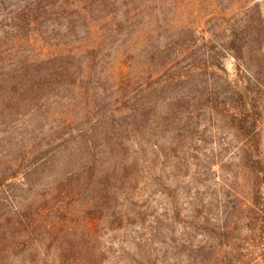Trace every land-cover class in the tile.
Instances as JSON below:
<instances>
[{
  "label": "rangeland",
  "instance_id": "rangeland-1",
  "mask_svg": "<svg viewBox=\"0 0 264 264\" xmlns=\"http://www.w3.org/2000/svg\"><path fill=\"white\" fill-rule=\"evenodd\" d=\"M0 264H264V0H0Z\"/></svg>",
  "mask_w": 264,
  "mask_h": 264
},
{
  "label": "trees",
  "instance_id": "trees-1",
  "mask_svg": "<svg viewBox=\"0 0 264 264\" xmlns=\"http://www.w3.org/2000/svg\"><path fill=\"white\" fill-rule=\"evenodd\" d=\"M246 122H247V118L238 120L239 130L243 131V133L247 137H250L252 135L253 129L251 127H249V125H247Z\"/></svg>",
  "mask_w": 264,
  "mask_h": 264
}]
</instances>
